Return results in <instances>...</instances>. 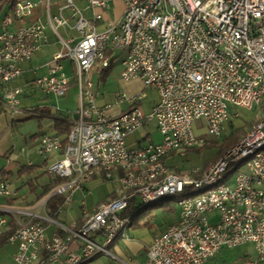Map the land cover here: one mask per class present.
Instances as JSON below:
<instances>
[{"label":"built area","instance_id":"1","mask_svg":"<svg viewBox=\"0 0 264 264\" xmlns=\"http://www.w3.org/2000/svg\"><path fill=\"white\" fill-rule=\"evenodd\" d=\"M87 7H108L107 0H84ZM120 20L102 30H95L101 17L93 12L85 17L73 0H64L58 13L49 14V0H14L11 10L0 20V90L3 105L12 113L19 110L22 89L12 81L21 75V63L29 61L47 41L46 27H50L59 42L45 74L35 77L31 85L46 95L58 98L66 92L71 81L78 90L79 104L76 118L63 143L57 134H43L38 153L50 156L45 171L59 179L50 195H61L63 205H69L75 191L82 193V209H87L84 196L87 184L93 179L83 178V171L92 164L112 163L116 173H102L101 179L117 188L124 182L150 180V191L134 192L133 196L118 198L98 214L87 220L82 233H73L75 222L65 225L50 217L44 202V213L24 206L0 208V233L9 217L17 227L8 237L16 244L11 264H26L35 256L36 248L48 247L46 262L77 264L90 260V255H110L104 249L105 237L118 234L119 221L124 219L131 200L136 204L154 194L178 192L209 182L220 172L227 171L236 157L252 150L255 141L264 138V123L255 133L239 142L227 154L226 164H213V172L194 178V169L182 171L186 181H165L156 186L158 170L175 169L167 163L152 165L138 175H120L117 160L137 163L139 159L159 153L165 144H183L189 138H204L198 131L222 135L232 106L257 107L264 113V98H258L260 82H264V0H123ZM39 2H43L47 20L35 19L25 23ZM68 8L70 16L61 10ZM73 18V21L70 19ZM20 25H14V22ZM59 26L74 29L79 39L62 37ZM147 26L158 29V36L147 33ZM109 52L108 54H105ZM118 53H125L120 61V78H137L142 87H153L157 99L148 112L138 107L142 90L133 94L115 93L116 102L125 105L109 114V104H97L98 91L89 75L109 66ZM224 53H232V60H224ZM62 59L73 66V75H66ZM204 124H196V120ZM149 122H153L161 141L151 140L136 145L127 138ZM198 125V126H197ZM53 153H58L54 157ZM74 178L72 191L59 192V184ZM15 190L6 180H0V196L13 197ZM49 195V196H50ZM242 198L254 199V206L242 208ZM227 200H237V208H228ZM179 217H186L185 226L178 220L157 233L147 246L140 264H204L222 248H233L252 243L262 258L264 253V153L256 163L241 169L232 182L222 190L208 192L193 201L176 202ZM216 214V220L211 214ZM9 216V217H8ZM56 224L67 233L65 242L42 245L48 224ZM79 249H70L75 239Z\"/></svg>","mask_w":264,"mask_h":264},{"label":"crops","instance_id":"2","mask_svg":"<svg viewBox=\"0 0 264 264\" xmlns=\"http://www.w3.org/2000/svg\"><path fill=\"white\" fill-rule=\"evenodd\" d=\"M73 1L80 8L85 17L91 19L93 17L94 11L101 15V17L95 22V30L97 31L106 28L109 24L118 22L124 10L123 0H107L108 7H95L93 10L87 7L84 0ZM63 2L64 0H49L48 13H58L59 8L62 6ZM11 4L12 0H0V20L4 17V15L10 12L12 7ZM61 12L66 17L70 16V10L68 8H63ZM35 19H39L42 22H46L47 20L46 9L43 2H39L37 4V6L33 10V13L27 17L25 23H29L31 21H34ZM70 20L73 21V18H71ZM14 25H20V22L15 21ZM57 28L56 31L62 37L73 38L74 41H77L79 39V35L74 29L59 26L63 33L60 34ZM45 34L47 36V41L41 46V48L29 61L21 63V75L12 81L13 85L19 86L22 89L19 110L17 112L12 113L3 105L1 101L0 90V157H2L5 161L0 165V174L12 172L13 167H16V174L18 176L22 174H34L33 177L27 178L18 186H14L5 178V180L10 184V187L15 190V195L13 196V201L10 203L7 202L6 197L0 196V208L6 206H24L30 208L34 207L37 209V213L39 214L44 213V207L47 208L46 199L49 197L50 193L42 196L40 199L34 201L31 204L28 203L35 198L36 193L40 192L43 186L47 185L53 179H55L54 177L46 173L48 176L44 182L39 183L37 180L38 176H40L43 172H46L45 166L51 158L50 156H45L38 153L37 149L39 139L43 134H56L55 122L57 120L73 123L76 118V110L78 108L77 106L75 111L72 112L71 116L68 115L67 112L62 113L60 112L57 105L51 107V102L53 100L56 101L55 98H53L51 95L44 94L36 87L31 85V82L35 77L46 73L47 64L51 60L53 53L56 52L60 46L53 33V30L50 27H46ZM116 59H114L113 62H115ZM63 61H66L67 63L64 64ZM61 63L63 65V69H65V66L67 65V67H69L71 71H73V66L68 59H62ZM92 74H96L97 76L100 74V72L92 70L89 77ZM121 82H123V85L125 87L120 89L126 94H133L139 90H142V84L137 78H133L130 80L121 79ZM96 84L98 83H95V86ZM134 85H136L137 87L133 88ZM76 94L78 97V90L76 91ZM97 104H109L110 107L107 109V112L109 114H114L120 109L124 108L122 103L119 104L116 102V98L112 103L105 102L102 98L101 100L99 99V101H97ZM134 134H136L135 138L130 140L131 143L128 142V144L130 145L142 144L151 140L150 133L145 131L144 128L139 129ZM134 134H132L131 136H133ZM58 136L60 137V135ZM17 140L21 141V144H19L18 147L16 144ZM17 148L20 149L19 153L16 152ZM175 153L176 152H174L173 154H169L165 158V161L169 156L175 155ZM33 155L40 156L42 158L41 163H37L36 159L32 158ZM19 156H26L27 161L24 163H19ZM53 156H58V153H53ZM25 167H29V169L27 171H20L21 168ZM90 179L93 180L87 184L89 192L86 194V196H84L87 211H91L98 203L110 199V197H112L114 187L113 186L112 189L105 195L98 196L92 182L94 180H104L101 179V174L99 173H94ZM23 187H26L27 189L25 193H22ZM74 194L78 195L77 199L72 198L68 206L63 207L61 211L58 209L59 214L55 218L58 219V217H62V220H60L59 222H62L65 225H69L72 222H80L85 216L81 203V200L83 198L82 193L80 191H75L72 196H74ZM42 202H44V207L40 206ZM148 209L150 211V214H152L153 210H161L166 212L165 206L156 205L155 207H148ZM0 213L2 212L0 211ZM178 214L179 209L177 207V210L175 212L173 211L172 213H170V215L173 216L169 218L168 223H166L162 227H154L153 224H151V218L149 214L144 212V214H142V216L140 217L138 224L129 228V230L127 231L128 236L126 238H116L108 245L107 248L109 249L112 256L99 254L93 257L91 260H88L81 264H140L144 258L147 246L152 238L157 233L163 231L169 224L175 223L178 220ZM211 216L212 220H216L215 213L211 214ZM11 220L12 219L9 217L8 222ZM59 231L60 229L56 224H48L45 229V236L47 239H50L54 233ZM6 244L9 247H7V255L6 258H4L5 260L2 261V264H11L16 244L9 241H7L4 245ZM80 244L81 242L79 241V239L75 238L70 244V249L77 251ZM60 263L61 261H55L46 262L44 264ZM204 264H264V253H262V258H259L254 245L252 243H245L233 248H222L218 250L215 255L207 259Z\"/></svg>","mask_w":264,"mask_h":264},{"label":"bare ground","instance_id":"3","mask_svg":"<svg viewBox=\"0 0 264 264\" xmlns=\"http://www.w3.org/2000/svg\"><path fill=\"white\" fill-rule=\"evenodd\" d=\"M147 33H150L151 36H158V29L154 26H147ZM121 61H125V53ZM224 60H232V53H224ZM258 98H264V82H260V91H258ZM256 122L252 127L248 128L244 134L229 148L225 151L214 162L206 165L202 169H194V178H202V176L207 175V172H213V164H226L227 163V154L232 153V148H238L239 142L248 138V135L255 133L258 130V125L264 123V113H260ZM217 137L221 135H216ZM202 145V139L199 138H189V140L183 141V144H165L162 148L159 149V153H151L149 157H144L139 159L137 163H127V160H117V168H120V175L132 176L138 175L142 171H148L150 166L164 164L165 158L171 154V152H178L183 154L184 150L188 147H196ZM264 153V138L257 140L252 144V150H246L245 153L236 157V160L232 161L230 168L227 171L220 172L216 175L215 178L209 180V182L196 183L195 187L190 189H182L178 192H167V193H158L154 194L153 197L144 198L141 202H138L136 205L145 206L150 205L156 202L159 199L164 197H173L176 198V202L179 201H193L195 198H200L208 192L220 191L223 188V185H226L228 182H232L233 178H236L239 170L246 169L249 163H256L259 158L262 157ZM116 173V166L112 163L105 164H92L91 168L83 171V178L90 179L95 173ZM186 181V174H180L174 169H161L158 170V178H156V186H164L165 181ZM74 188V178H66V181L59 184V192L72 191ZM150 191V180H140L138 182H124L120 184L117 188H113V194L110 199L102 201L99 203L91 212H89L86 217L82 220V223L78 226L75 223L73 226V233H82L85 230V224L87 220H94L98 217V214H101L106 208H109L111 204L118 198H127L133 196L134 192H148ZM254 206V199L251 198H242V208H251ZM228 208H237V200H227ZM87 211V210H86ZM89 211V210H88ZM133 223L132 214H126L124 219L119 221V232L127 233L129 228ZM186 217H179L178 226H185ZM118 238V234H110V237H105L104 240V249H108L107 246L114 239ZM67 240V233L56 235V242H65ZM54 243V236L50 239L42 237V245H51ZM44 251L45 255L48 256V247L39 246L35 250V256L32 257L30 262L26 264H38L41 252ZM96 255H90V259ZM46 259V258H45ZM86 261H78L77 264H81Z\"/></svg>","mask_w":264,"mask_h":264},{"label":"rangeland","instance_id":"4","mask_svg":"<svg viewBox=\"0 0 264 264\" xmlns=\"http://www.w3.org/2000/svg\"><path fill=\"white\" fill-rule=\"evenodd\" d=\"M57 29H58L60 34H63L61 28L58 27ZM123 57H124L123 53H118V57L114 62L113 69L110 71L108 76H106L105 80H101V79L99 80L98 75L96 76L97 73L92 74L90 76V79L94 83H98V84H96L97 91H98L97 101H99V99L101 100L103 98L105 102L112 103L115 100V98H114L115 93L120 91L121 90L120 88L125 87L123 85V82H121V78H120V70H121L120 61L123 59ZM63 63L66 64L67 62L63 61ZM64 70H65L66 75L71 78L73 75V71H71V69L69 67H67V65L65 66ZM136 87L137 86L134 85L133 88H136ZM76 91H77V88L74 85V82L71 81L70 86L68 87V89L66 90L64 95L55 99L56 101L53 100L52 101L53 103L51 102V107L57 105L60 112H62V113L67 112V114L71 116L72 112H74L78 106V97H77ZM142 95H143V97L140 100L138 107L140 108V110L142 112L146 113V112H148V109L150 108L151 104L154 101H156V99H157L156 90L153 87H146V88L142 87ZM123 107H125V105H123ZM258 114H259V109L257 107L245 108V107H241V106H232L230 108V117H229L227 123L225 124V130L221 136L217 137V136L210 135L204 130L198 131V133H200L202 135V137L204 138V144H202L203 146L200 145L201 147L198 148L197 150H187V151L184 150L183 154H179L178 152H176L175 155L169 156L165 162L168 165H171L172 167H174L173 165H175L176 168L174 170L176 172L183 173V174H184V172H182L183 170L184 171H190L191 169L196 168V167H198V169L203 170L206 167V165L214 162L219 157H221V155L224 154L225 151L227 149H229L244 133L234 143H232L229 147H227L221 154H219L216 158L212 159L217 154L219 148L223 144L225 134L227 135L231 130H235L239 127H246V126H249L251 124L253 125L256 122V120L258 119L257 118L259 116ZM197 123L198 124H204L203 120H201V119L196 120L194 122V125H196ZM143 128L145 131L150 133V139L153 142L158 143L161 141V139H162L161 135L157 131L155 124L153 122H149ZM135 136H136V134L129 137L128 142H130V140L134 139ZM16 144L18 147L19 144H21V141L17 140ZM16 152L19 153L20 149L17 148ZM32 158H35L37 163H41L42 158L40 156L33 155ZM18 159H19L18 160L19 163L20 162L24 163L27 161L26 156H24V157L19 156ZM4 162H5L4 159L2 157H0V165L3 164ZM41 169H39V170H41ZM33 175H34L33 173H30V174H22V175L18 176L16 174V167H13L12 172H10V173H6V174L1 173L0 174V176H3V177L5 176V178L10 183H12L14 186H18L20 183L24 182L27 178L33 177ZM47 176L48 175L46 174V172H43L40 176L37 177L38 182L39 183L44 182L47 179ZM92 184L94 185L95 191L97 192L98 196L105 195L114 186L112 182L106 181V180H104V181L94 180L92 182ZM26 191H27L26 187H23L22 193H25ZM77 197H78L77 194H74V196H72L73 199H77ZM169 198H171V197H169ZM162 200L163 199H159L156 202H154L150 205H147L146 208H141V209L145 210V213L149 214V216L151 218L150 219L151 224H153L154 227L164 226L166 223L169 222V218L173 216V215H170V213L165 212V211H161V210H153L152 214L149 213L150 211H149L148 207H150L151 205H156L157 203H159ZM74 204H76V203H74ZM86 210L87 209H83V212L85 213L84 217H86V215L92 211V210L91 211H86ZM56 220L60 221V220H62V217H58V219H56ZM171 224H173V223H171ZM62 234H64V233H62ZM7 247H9L7 244L0 247V264H2V261L5 260L4 258H6Z\"/></svg>","mask_w":264,"mask_h":264},{"label":"trees","instance_id":"5","mask_svg":"<svg viewBox=\"0 0 264 264\" xmlns=\"http://www.w3.org/2000/svg\"><path fill=\"white\" fill-rule=\"evenodd\" d=\"M13 1L14 0H12V4H13ZM12 4H11V6H12ZM108 53L109 52H106L105 54H108ZM113 61H114V59H111L109 66L104 68V69H102L100 71V74L98 75L99 80L100 79L101 80H105L106 76H108L110 71L113 69V66H114V64H113L114 62ZM71 126H72V123H70V122L59 121V120H57L55 122L56 134L60 135V139H61V141L63 143L66 142L67 134H68ZM252 126L253 125L251 124L249 126H246L247 128L246 127H239V128H237L235 130H231L227 135L225 134L223 144L219 148L217 154L212 159L216 158L219 154H221L227 147H229L232 143H234L245 132L246 129H248V128L252 127ZM201 146H203V145H201ZM201 146L188 147V148L185 149V151H187V150H197ZM173 153L174 152H171V154H173ZM3 156H5V155H3ZM28 169H29V167H25V168H21L20 171H27ZM1 179L5 180V177L0 176V180ZM58 183H59V179H57V178L53 179L50 183H48L47 185L43 186L42 190L40 192L36 193L35 198L33 200L29 201L28 204H31L34 201L40 199L42 196H45L48 193H50L52 191V189L54 188V186H56ZM33 190H34V187H33ZM6 199H7V202L10 203V202L13 201L14 198L13 197H7ZM62 205H63V197L61 195H50L46 199V206L48 208V212H47L48 215L55 219L58 216V214H59L58 209L60 207H62ZM156 205L165 206L166 207V212H168V213H172L173 211L175 212L177 210L176 198H173V197H171V198L164 197L163 200L160 201L159 203H157ZM156 205H151L150 207H155ZM146 206L147 205L138 207V205H136V202H135L134 199L130 201L128 207L126 208L125 213L129 214V215L132 214V217L134 218L133 219V223H132L131 226H134V225L138 224V221H139L140 217L145 212V210H143L141 208H146ZM81 223H82V221H80V222L78 221L77 225L79 226ZM16 227H17V225H16V223L13 220L9 221L6 224V226L3 227V229H2V231L0 233V247L3 246L8 241V237L10 236V234L14 231V229ZM59 233L62 234L63 232L60 230ZM45 258H46L45 252L42 251V254L40 255V259H39V263L38 264H43V259H45Z\"/></svg>","mask_w":264,"mask_h":264}]
</instances>
